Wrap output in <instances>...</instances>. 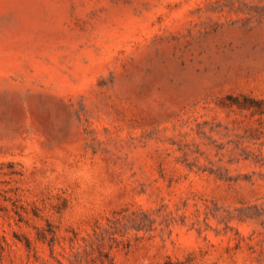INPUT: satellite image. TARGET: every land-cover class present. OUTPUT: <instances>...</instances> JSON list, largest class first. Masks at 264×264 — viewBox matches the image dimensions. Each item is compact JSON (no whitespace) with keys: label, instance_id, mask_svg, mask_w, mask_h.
I'll list each match as a JSON object with an SVG mask.
<instances>
[{"label":"rangeland","instance_id":"rangeland-1","mask_svg":"<svg viewBox=\"0 0 264 264\" xmlns=\"http://www.w3.org/2000/svg\"><path fill=\"white\" fill-rule=\"evenodd\" d=\"M264 264V0H0V264Z\"/></svg>","mask_w":264,"mask_h":264},{"label":"trees","instance_id":"trees-1","mask_svg":"<svg viewBox=\"0 0 264 264\" xmlns=\"http://www.w3.org/2000/svg\"><path fill=\"white\" fill-rule=\"evenodd\" d=\"M163 264H178V263H176V262H174V261L168 259V260L164 261Z\"/></svg>","mask_w":264,"mask_h":264}]
</instances>
